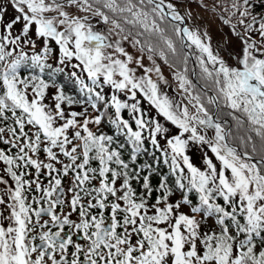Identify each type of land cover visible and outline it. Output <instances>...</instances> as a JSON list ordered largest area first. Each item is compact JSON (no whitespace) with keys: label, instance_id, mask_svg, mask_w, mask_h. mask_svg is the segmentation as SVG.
I'll list each match as a JSON object with an SVG mask.
<instances>
[{"label":"snow or ice","instance_id":"6c2138e0","mask_svg":"<svg viewBox=\"0 0 264 264\" xmlns=\"http://www.w3.org/2000/svg\"><path fill=\"white\" fill-rule=\"evenodd\" d=\"M0 264H264V0H0Z\"/></svg>","mask_w":264,"mask_h":264},{"label":"rangeland","instance_id":"374dc122","mask_svg":"<svg viewBox=\"0 0 264 264\" xmlns=\"http://www.w3.org/2000/svg\"><path fill=\"white\" fill-rule=\"evenodd\" d=\"M213 30L215 31V25H213ZM169 73L167 70H165V75L167 76ZM68 89H72L71 85L67 87ZM171 94V93H170Z\"/></svg>","mask_w":264,"mask_h":264},{"label":"trees","instance_id":"16d2710c","mask_svg":"<svg viewBox=\"0 0 264 264\" xmlns=\"http://www.w3.org/2000/svg\"><path fill=\"white\" fill-rule=\"evenodd\" d=\"M66 90H68V91H70V92L72 91V89H68V88H67ZM145 106H146V105H145Z\"/></svg>","mask_w":264,"mask_h":264}]
</instances>
